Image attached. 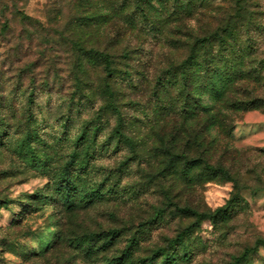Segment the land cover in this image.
Masks as SVG:
<instances>
[{
  "label": "rangeland",
  "instance_id": "1",
  "mask_svg": "<svg viewBox=\"0 0 264 264\" xmlns=\"http://www.w3.org/2000/svg\"><path fill=\"white\" fill-rule=\"evenodd\" d=\"M197 14L198 30L193 31L187 22ZM40 16L48 17L47 26ZM101 33L103 38H97ZM205 37L210 38L209 47L198 51L195 64L196 42ZM102 52L112 62V73ZM208 57L213 60L211 67ZM101 64L109 78L95 95L112 101L110 111L117 110L120 96L128 97L129 109L146 111L147 97L158 101L154 114L166 118L175 115V89H182L179 96L185 99V111L191 90L208 94L214 104L191 106L190 114L198 116V124L213 137L207 151L220 162L217 171L226 169L238 178L251 179L264 165V140L259 136L264 132V5L260 0H0V129H5L0 131V264H231L245 252L248 256L238 264H264V235L257 234L264 230L260 211L247 221L239 217L224 234L225 241L232 242L222 252V245L205 235L207 214L176 207L179 202L166 187L153 191L154 177L142 178L128 189L118 188L121 179L140 174L139 166L132 168L137 161L151 165L157 153L171 156L161 145L154 153L144 142L131 139L135 126L143 124L135 115L122 117L118 132L96 148L107 126L100 116L80 137L91 141L85 159L77 164L78 153L73 152L58 170L53 167L59 161L49 153L45 129L63 109L60 101L65 95H79L65 127L93 106V97L85 95L84 89L94 85L80 81L77 73H95ZM74 87L78 93L71 91ZM21 113L27 116L24 125L17 119ZM39 115L47 118L38 122ZM113 141L116 146L109 155ZM125 148L131 153L108 179L85 192L91 161L111 159ZM184 159L172 157L158 175L176 172L187 178V169L179 172ZM17 160L24 162V170L15 166ZM68 163L70 185L62 176ZM26 171L38 173L34 180L51 178L42 186L33 184L35 191H22L30 183ZM113 177L116 181L109 188ZM129 192L132 196L125 200ZM258 195L246 194L251 199ZM141 196L148 200L164 196L165 201L156 200L160 206L149 214L131 202ZM204 198L211 208L223 202L224 193L209 187ZM178 214L187 222L184 231L172 226ZM33 216L34 225L53 229L48 236L54 240L43 253L27 246L18 250V241L3 235L5 228H19ZM245 224L254 227L249 231ZM193 230L199 233L196 241L191 238Z\"/></svg>",
  "mask_w": 264,
  "mask_h": 264
},
{
  "label": "clouds",
  "instance_id": "2",
  "mask_svg": "<svg viewBox=\"0 0 264 264\" xmlns=\"http://www.w3.org/2000/svg\"><path fill=\"white\" fill-rule=\"evenodd\" d=\"M44 2H46V0H42V3ZM260 3L264 5V0H260ZM39 19L42 24L45 26L48 25L47 16H40ZM198 19L199 14L187 22L191 30H198L196 28ZM97 38L102 39L103 33ZM77 76L80 81L90 80L94 85L91 89H84L85 95L93 97V106L89 110L84 111L83 115L75 118L73 125L65 127L69 117V111L73 106V100H79V95L75 97L72 95H65L60 101L64 104V107L56 116L51 118V127L45 129V131L49 133V136L43 137L47 140V143L51 145L49 149L50 155L59 161L58 165L53 166L56 167L57 170L60 165L72 158L73 152L78 153L76 157L77 164H79L82 159H85L84 154L89 151L91 141L88 136H85L84 141H81L80 137L85 134L86 128L93 121L100 116H104L107 121V126L100 133L99 139L95 144V147L99 148L100 144L108 140L109 137L120 129L121 118L131 114L135 115L143 122V124L135 126V129L131 133V139L137 143L144 142L147 148L151 149L154 153L158 149L157 145H161L163 148L170 151L171 156L157 153L151 165H140L139 161H137L132 165V168L135 170L139 166L140 174L133 178L125 177L121 179L118 184L119 189L131 188L133 185L142 182V178L147 176L154 177L155 179L152 184L153 191L162 190L166 187L169 189L170 197L175 198L179 202L175 205L176 207L190 208L196 213L207 214L205 218L207 219L209 232L205 233V235L210 236L214 244H221L222 247L220 251L222 252L228 251L227 245L232 242L231 239L225 241L224 234L232 229L241 215L245 218V221H247L256 211H260L261 214H264V165H261L260 168L256 170L251 179H241L231 172L225 175L224 171H217L221 169V164L217 158H214L211 153L207 151L209 145L212 143L213 137L208 135L207 130L202 125L198 124V116L191 115L190 113L191 106L199 104L200 106L208 108L214 104V100H212L208 94L191 90V98L187 100V104L190 107L185 111V99L179 96V92L182 89H175L173 92V96L176 97L175 115L166 118H161L154 114V107L158 101L147 97L143 101L146 111L129 109L126 106L128 104V97L120 96L116 101L117 110L112 112L108 107L112 101L107 97H98L95 95L97 89L102 86V82L109 78V73L105 66L101 64L95 73H90L89 75L77 73ZM71 91L73 93H78L79 88L74 87ZM185 96H187V92ZM25 100L21 101V103L24 104L26 108ZM219 107V105H216L217 111ZM22 116L23 118H21ZM57 116H63L64 119H57ZM46 118V115H39L37 121L43 122ZM17 119L20 125H24L27 122V116H24L23 113L18 114ZM57 120H59L58 123ZM149 121L151 122L149 123ZM27 130L28 129L25 128V131ZM65 132H67L66 137L64 135ZM239 134L240 130L237 129L236 135ZM125 135H127V133H125ZM259 136L261 140H264V132L260 133ZM117 139H119V137ZM115 146L116 141H113L112 149H109V155H111V151ZM130 153L131 151L125 148L117 155L112 156L111 159H96L91 161L88 173L85 175L86 184L83 186L84 191L87 192L107 180L110 171L115 169L118 162L126 158ZM174 156H183L185 158L183 161L184 167L181 168L179 172L183 173L187 169V178H184L176 172L171 174L164 172L162 176L158 175L161 168L169 167V162ZM191 161H198V163L190 165ZM15 166L21 167L22 170H24L23 161L17 160ZM213 172H216L215 176H213ZM25 175L30 183L25 185L24 188L21 189L22 191L25 189L35 191V189L32 188L33 184H40L42 186L51 178L50 175L48 177L42 176L40 180H34L32 176L38 175V173H33L31 171H26ZM200 175H203V179L197 181L195 178ZM115 181L116 177H113L112 180L109 181L108 187H112ZM209 187H214L224 193L223 202L211 208L204 198V192ZM104 191L106 192L107 188H105ZM250 192L259 193L258 198H247L246 194ZM131 196L132 193L129 192L128 196H125L124 199L128 200ZM156 200H159L160 204H163L165 197L157 196L154 200H148L144 196H141L139 200L132 199L131 202L138 204L146 213L150 214L155 207L160 206V204L156 203ZM252 203L256 204L257 207L255 209L250 207ZM173 210L174 209H169V211ZM47 211L50 212L51 209ZM35 218V216L29 217L19 228H5L3 235L9 240L18 241V250H20V246H27L29 251L34 250L43 253L44 248L52 244L54 240V237L48 236V233L53 231V229L49 228L47 225H34L33 221ZM56 219H59V217H56ZM195 219L199 220V215H197ZM217 221H219V223H217ZM185 223L187 222L182 221L180 214H178L172 226L178 231H184ZM245 227H248L249 231H251L254 226L245 224ZM257 234L264 235V230H261ZM198 235L199 233L193 230L191 236L192 241H196ZM187 242L189 241H186V243ZM262 254H264V249H262Z\"/></svg>",
  "mask_w": 264,
  "mask_h": 264
},
{
  "label": "trees",
  "instance_id": "3",
  "mask_svg": "<svg viewBox=\"0 0 264 264\" xmlns=\"http://www.w3.org/2000/svg\"><path fill=\"white\" fill-rule=\"evenodd\" d=\"M4 28H7V27L4 26L3 29H4ZM209 42H210V38H208V37L201 38L200 41L196 42V48H195V64L198 62V58H199V56L197 55L198 51H199L201 48H203V49H208L209 44H210ZM225 42H226V41H224V43H225ZM224 43H223V44H224ZM196 50H197V52H196ZM100 54H101V56L105 59V63H106V67H107V69L109 70V72L112 73V72H113V69H112V62H111L109 56H108L106 53H104V52H102V53H100ZM212 62H213V60H211L210 57H208L207 65H208L209 67L213 66ZM4 130H5V129H3V128L0 129V131H4ZM117 132H118V131H117ZM28 138H30V137H28ZM223 171H224V174H225V175H227L228 172H229V171H227L226 169H223ZM62 176H63V179L66 180V181L68 182V184L70 185V184H71V178H70V163H68V164L66 165V167H65V169H64V172H63V175H62ZM247 256H248V252H245L243 256H238V257L236 258V260H235L233 263H231V264H238L243 258H245V257H247ZM242 257H243V258H242ZM172 260H174V258H173ZM167 264H173V261H168Z\"/></svg>",
  "mask_w": 264,
  "mask_h": 264
}]
</instances>
